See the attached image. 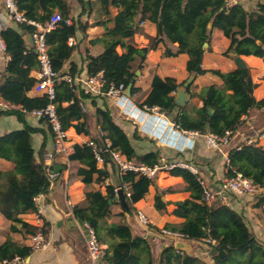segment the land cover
I'll list each match as a JSON object with an SVG mask.
<instances>
[{
	"label": "trees",
	"instance_id": "obj_1",
	"mask_svg": "<svg viewBox=\"0 0 264 264\" xmlns=\"http://www.w3.org/2000/svg\"><path fill=\"white\" fill-rule=\"evenodd\" d=\"M81 14L73 20L72 25H60L46 34L48 54L53 69L59 77L69 75L76 79L83 69L71 64L68 72L65 65L77 50L69 46L71 37L77 32L83 34L88 23L82 16L91 9V0H76ZM102 11L107 18L103 22L105 33L102 38L93 41L104 46L99 56L87 55L86 69L88 76L103 71L107 82L124 85L126 89L134 81L132 69L140 56L145 58L152 51L163 49L165 58L186 55V72L195 79L207 74L213 75L222 83L203 88L199 100L203 107L188 111L189 104L177 108L178 89L184 84L172 76L152 78L150 92L143 100L136 101L138 107H160L165 115L180 129L198 131L201 134L224 136L227 131L235 132L244 117L253 110L264 109V98L257 100L254 96L255 84L251 77H244L238 68L230 72L204 69L202 59L206 53L204 45L210 44L212 32H219L230 41L224 56L231 57V51L238 56H254L264 61V1L259 0L252 10L242 4H230V0H100ZM18 9L28 19L46 27L50 18L59 13L64 20L72 18L73 8L67 0H17ZM118 11L116 15L112 10ZM43 13H40V12ZM150 22L158 26L163 24V36L147 35V43L140 46L135 37L142 32L141 24ZM18 28H5L0 31V39L9 56L6 75L0 82V100L11 107L0 112V116H15L22 124V129L0 136V158L14 164L10 171H0V213L11 222L10 231L20 233L24 238L32 237L38 232L47 236L49 223L42 227L23 219L24 215L35 213V199L50 191L53 179L49 176L44 155L48 152V135L53 133L44 120L34 127L28 122V115L36 109L55 105L56 114L66 132L74 130L78 135L89 136L96 147L103 151L104 165L99 167L94 148L86 143H76L69 155L71 162H78L81 167L77 176L85 185V206H75L73 214L76 219L90 224L100 243L107 245L108 264H264V241L257 238L247 225L242 214L228 205L209 206L203 202V187L198 176L189 170L176 168L172 176L181 177L186 183L190 198L175 203L172 215L185 219L180 225H165V229L183 234L188 241L205 243L215 241L216 245H206L215 254L210 262L192 253L178 250L171 241L160 255L155 257L150 241L135 236L126 224L106 225L105 220L111 214V206L116 197V188H127L131 193L126 198L133 211L135 204L144 200L155 180L135 172L122 173L120 182L105 185L111 177L109 166L113 171L119 167L112 161L111 152L116 151L127 160L144 163L151 167L160 163L155 152L141 154L133 145L130 137L121 128L111 113L96 102L92 105L95 113L85 110L84 95L77 92L76 82L70 84L64 80L56 83V97L51 101L46 94H34L33 87L37 79L31 74L40 70L38 55L34 45L28 39L38 31L35 26L17 24ZM210 48L207 50L209 51ZM186 88L190 99L197 94ZM141 89L133 86L131 96L135 97ZM231 92V93H229ZM139 99V98H137ZM214 109L210 116L208 108ZM43 136V143L37 150L34 147V135ZM53 152V149L51 150ZM229 162L225 165V176L241 175L251 179L259 189H264V147L256 144H242L229 151ZM105 187V193L102 188ZM125 191V189H124ZM165 192H157L155 208L166 212V203L162 201ZM263 202V201H261ZM264 203H261L263 207ZM127 211L116 216L126 217ZM161 231V230H160ZM159 231V232H160ZM34 251L32 246H16L8 239L0 244V264L15 259H25Z\"/></svg>",
	"mask_w": 264,
	"mask_h": 264
},
{
	"label": "crops",
	"instance_id": "obj_2",
	"mask_svg": "<svg viewBox=\"0 0 264 264\" xmlns=\"http://www.w3.org/2000/svg\"><path fill=\"white\" fill-rule=\"evenodd\" d=\"M67 1L73 8V19L69 18L73 22V20L77 19L81 14V8L76 0ZM258 1L259 0H230V4L240 3L246 9L252 10L256 7ZM91 3V9L82 16V20L89 25L88 29L85 34L77 32L74 38L77 50L73 53L64 67L65 72L69 71L71 64H76L79 69H83V72L79 76L80 79L88 76L86 69L87 62L85 61L86 56H99L104 52L103 44L93 43V41L102 38L104 35L105 27L103 22H105L107 18L102 11L100 0H91ZM40 13L43 12L41 11ZM117 13V10H112L113 15ZM5 28L17 29L18 26L9 20L7 11L0 0V31ZM141 28L142 32L135 37V43L143 46L147 43V35L156 36L158 33V26L150 22H144L141 24ZM26 39L30 41V45L31 43L33 44L31 38L26 37ZM229 46L230 41L228 39L223 37L219 32L213 31L211 42L205 49L206 53L202 59L203 68L208 70H220V68H214L217 61L208 59L209 57H207L210 54H218L221 58H224V60L226 59L227 62L230 60L228 62L229 70L227 72L235 70L237 66L234 63V59L224 56V51L227 50ZM209 48L210 50L207 51ZM162 50L161 48L157 51H152L146 55L144 59L140 56L138 57V61L134 66L140 67L142 65V67L144 66L145 68L143 70L140 69L142 72L140 75L137 69L135 71L132 69L135 76L132 84L141 89V92L135 97H132L131 94L128 96L126 93L125 98L119 102L106 97H92L86 91L82 90L83 84L80 81H75L77 92L82 96L84 95L83 102L85 110L90 113H95V108L92 105L93 102H96L103 109L109 110L116 123L128 134L139 153L155 152L160 158V163L175 159L187 161L198 169L202 178L214 188L219 189V179L225 176V156L228 157L229 151L232 148L256 139L264 130V109L253 110L249 116L243 118L241 126L231 137V145L223 149V153L207 148L203 137H198L194 139L193 142L189 141L188 144L183 147V139H177L172 136V120L170 117L164 114V122L161 120L162 118L140 111L137 107L136 101L138 100L141 102L150 92L152 78L155 75L161 78L172 76L166 73L169 71L167 69L168 67L162 62ZM182 56H184L183 58L185 59L186 55ZM241 58L245 62L249 71V76L256 86L254 89L255 98L257 100L263 99L264 61L254 56H242ZM8 62L9 56L5 50L0 47V82L6 75ZM154 62L155 65H153ZM161 64H163V66H161ZM164 68L167 70L164 71ZM160 69L164 74L159 73ZM220 71L224 72L222 68ZM31 75L38 78V71H33ZM187 76L186 79L182 76L177 77L178 82L187 81L190 78L189 74H187ZM212 84H219L222 86V83H220L217 78L211 74H207L199 76L198 79H196L194 87L199 86L197 90L200 93L203 88ZM199 93H197V97ZM3 105L10 106L3 100H0V112L11 109L9 108L6 110ZM197 107H203V102L199 100ZM28 122L34 127H39L41 124L40 120L29 115ZM22 127V124L15 116H0V136L20 130ZM89 140V136L78 135L73 129L68 131V143L72 148L76 143H86ZM33 141L34 147L38 150L43 143V136L36 134L34 135ZM259 145L264 147V139L259 141ZM47 149L48 152L44 155V161L49 167L48 174L53 179V183L50 191L39 198V206L42 211L40 213L41 222L38 223L36 213L23 216L24 221L39 227H42L44 221L49 223V232L47 236H45L46 248L34 250L29 257L25 259H15L6 264H92L88 260L87 236L84 227L79 223V220L75 218L72 209V207L74 208L75 206L86 205L84 193L85 185L77 176V171L81 165L78 162H71L69 156L67 157L57 153H54L52 157L50 156L52 153L51 150L53 149L52 135H48ZM13 168L14 164L12 162L0 158V171L6 172ZM109 170L111 177L107 180L105 185H115L118 187L117 184L120 182L121 176L120 172L118 170L113 171L111 166H109ZM154 180L156 187H152L150 193L144 200L135 204L132 216L126 212L125 218L116 216L122 214L126 210L119 203H114L111 206V214L105 220V224H126L131 228L135 236L144 237L151 242L158 243V238L161 237L159 231L165 229V225H180L184 223L185 219L172 215V212L176 209L175 203L190 198V193L186 191V183L184 180L181 177L172 176L170 173H161ZM102 191L105 193V187L102 188ZM157 192L166 193L165 196L162 197V201L166 203V212L164 213L157 211L155 208V196ZM223 197V204L230 206L233 210L242 214L247 225L255 233L257 238L264 241V210L261 206V203H264V189H259L258 192L252 196H236L231 193H224ZM68 201L71 203V206L68 205ZM144 203L149 205L151 209L154 208L156 210L159 219L158 224L155 223L157 219L153 221L150 218H148L150 220V226L148 227L139 223L137 212H144L142 207H139ZM10 227L11 222L0 213V244L9 239L10 242L16 246H32L31 237L24 238L20 233L11 232ZM162 240L164 241L162 242L163 244L159 246V251L153 252L155 257L160 255L161 251L170 244L168 240ZM185 242L193 248L192 244L196 241ZM187 253H192L200 257L204 256V252L198 253L194 251V248L191 252Z\"/></svg>",
	"mask_w": 264,
	"mask_h": 264
},
{
	"label": "built area",
	"instance_id": "obj_3",
	"mask_svg": "<svg viewBox=\"0 0 264 264\" xmlns=\"http://www.w3.org/2000/svg\"><path fill=\"white\" fill-rule=\"evenodd\" d=\"M4 8L7 11V16L9 20L14 24H28L31 26H35L38 31L34 33L31 37L34 45L35 52L38 55V60L40 64V70L38 71V78L37 83L33 87L34 94H46L51 101L55 100L56 97V83L58 80H64L70 84L74 83L75 81H80L83 84L82 90L86 91L92 97H106L113 101L119 102L120 100L124 99L126 96L127 89L124 85H116L114 82H107L104 72L101 71L96 75L87 76L83 79L77 77L73 79L69 75H63L59 77L58 73H56L52 66V61L48 54L47 44H46V34L51 30L57 28L60 23H65L66 25H72V21L70 19L64 20L59 13L54 14L46 27H43L39 23L28 19L22 12L18 9L17 0H1ZM69 46L75 45V39L71 37L68 41ZM0 47L5 50V45L3 41L0 39ZM3 107L7 110L11 108V106L3 105ZM138 107V106H137ZM140 111L149 113L151 115L158 116L162 118L161 120L165 122L164 113L160 107H138ZM29 116L38 119L44 120L46 125L51 128L53 133V152L54 153L62 154L64 156H69L73 152V148L68 143V132L62 129V125L58 119L56 114L55 105L50 103L46 108L36 109L29 113ZM160 120V121H161ZM171 129H172V136L177 139H183L182 143L184 144L183 147L188 144V142H193L194 139L198 137H203L207 148L222 152L223 149L230 146L233 136V132L227 131L224 136H218L215 134H201L198 131H186L180 129L177 125H175L171 121ZM264 139V130L258 135V137L254 140L246 142L247 144H256L259 143L260 140ZM89 145L94 148L95 158L99 167L104 165V157L103 151L101 148L96 147L95 143L92 140H89ZM172 144V143H171ZM241 146V145H239ZM237 146V147H239ZM182 147V148H183ZM187 147V146H186ZM236 148V147H234ZM223 153V152H222ZM112 161L118 165L120 174L126 172H135L140 175H143L149 179H155L161 173H170L172 170L176 168L189 170L193 174L198 176V181L203 187V202L209 206L213 205H224V193H231L236 196H252L255 195L259 188L254 184L251 179L238 175L236 177H227L224 176L219 179V189L214 188L210 185L202 176L196 167L192 164L188 163L184 160H172L159 163L153 167L146 165L144 163H138L134 161L127 160L124 156L116 151L111 152ZM226 164L229 162V158L225 156ZM122 189L121 187L116 188V195L117 191ZM125 195L126 198L131 197L130 191L127 190L125 187ZM123 189V190H124ZM42 196V195H40ZM38 196L35 199L36 205V214L38 217V223L41 222L40 213L41 208L39 206V198ZM68 205L71 206V203L68 201ZM264 207V205H263ZM73 209V207H72ZM137 219L140 224L145 227L150 226V220L148 217L142 212H137ZM83 227L87 236V249H88V260L92 264H108L107 263V249L108 247L98 240L97 234L94 228L86 223L83 222ZM160 234L169 238L173 242L178 241H188L187 238L179 233L170 231L168 229H162ZM32 247L34 250L44 249L46 248V240L45 236L42 232H38L36 235L31 237ZM205 243L207 245H216L215 241L206 240Z\"/></svg>",
	"mask_w": 264,
	"mask_h": 264
},
{
	"label": "rangeland",
	"instance_id": "obj_4",
	"mask_svg": "<svg viewBox=\"0 0 264 264\" xmlns=\"http://www.w3.org/2000/svg\"><path fill=\"white\" fill-rule=\"evenodd\" d=\"M183 57L184 56H182V55H180L178 57H173V58H165L163 56L162 57V60H163L162 62H163V64H165L168 67V68L167 67L166 68L169 71V72H166V73L169 74V75H172L175 78L182 76L183 78L186 79V77H188L187 76L188 73L186 72V60H187V56H185V59ZM207 57H209L208 59H213L214 61H217L216 66H214V68H220V70L222 68V70H224V72H227L229 70L228 62L230 60H228V62H227L226 59L224 60V58H221V56H219L218 54L217 55L216 54H210ZM206 62H207V59H206ZM163 64H161V66H163ZM153 65H155V62L153 63ZM210 66H213V65H210ZM144 68L145 67L144 66L142 67V65L140 67L139 66L138 67L137 66H134L133 71H135L137 69L139 71V75H140V73H142L141 70H143ZM166 68H164V71L167 70ZM159 73L164 74V73H162L161 69H160ZM189 77H192V76L189 75ZM196 79H198V77ZM196 79L194 78L193 82H191L190 85H192L191 88L193 87L192 88L193 90L191 89L192 93H196L197 94V93H199L198 90H197L199 88V86L194 87V84L196 82ZM186 104H189L188 111H190V113H193V109L194 108H197V105L199 104V98L196 97V98L190 99ZM162 177H163V175H162ZM139 207H142V210L145 212V213L144 212L143 213L148 218L152 219L153 221L157 219L155 223L158 224V220L159 219H158V216H157V212H156V210L154 208L151 209L150 206L147 205L146 203L141 204ZM160 235H161V237L158 238L159 239L158 240V243L157 242H151L150 241V244L152 246L153 252L154 251H156V252L159 251L158 250L159 249V246H161L163 244L162 242L164 241L162 239H165V240H168V242H171V240L169 238L163 236L162 234H160ZM162 237H164V238H162ZM192 246L194 248V251H196L198 253L204 252V256L202 258L205 261L210 262V259H211V256L212 255H211V253L208 252L209 249H210L209 246H207L203 242H197V243L195 242V243L192 244ZM205 247L207 248V250H206ZM201 250H203V251H201Z\"/></svg>",
	"mask_w": 264,
	"mask_h": 264
},
{
	"label": "water",
	"instance_id": "obj_5",
	"mask_svg": "<svg viewBox=\"0 0 264 264\" xmlns=\"http://www.w3.org/2000/svg\"><path fill=\"white\" fill-rule=\"evenodd\" d=\"M158 31L159 34L161 36H163V24L160 22L158 24ZM26 39V37H24ZM208 47V44L206 43L204 45V49H206ZM230 56L234 59V63L237 66V68L239 69L240 73L244 76V77H249V71L248 68L245 64V62L243 61V59L237 55L236 51H231ZM194 77H190L179 89L177 92V99H176V106L177 108H183L186 103L190 100V96L187 94L186 88L190 85L191 82H193ZM133 87V84L131 83L130 86L127 89V94L128 96H130L131 94V89ZM207 112L210 116H212L214 114V109L213 108H208ZM114 203H119L131 216L132 211L129 208L128 202L126 200V195L123 189H119L117 191V195L113 200ZM79 223L81 225H83V222L81 220H79ZM175 247L178 250L184 251V252H191L192 248L191 246L184 242V241H178L175 243ZM215 251L212 250L211 251V255H214Z\"/></svg>",
	"mask_w": 264,
	"mask_h": 264
}]
</instances>
